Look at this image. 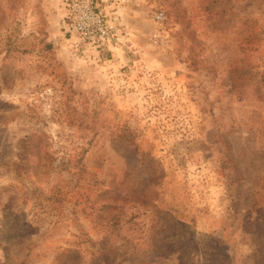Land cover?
<instances>
[{
    "label": "rangeland",
    "instance_id": "obj_1",
    "mask_svg": "<svg viewBox=\"0 0 264 264\" xmlns=\"http://www.w3.org/2000/svg\"><path fill=\"white\" fill-rule=\"evenodd\" d=\"M105 11L0 0V264H264V0Z\"/></svg>",
    "mask_w": 264,
    "mask_h": 264
},
{
    "label": "built area",
    "instance_id": "obj_2",
    "mask_svg": "<svg viewBox=\"0 0 264 264\" xmlns=\"http://www.w3.org/2000/svg\"><path fill=\"white\" fill-rule=\"evenodd\" d=\"M118 0H65L66 25L80 43L105 48L106 44L115 43L117 31L114 30L105 6ZM156 19L164 17L157 12Z\"/></svg>",
    "mask_w": 264,
    "mask_h": 264
}]
</instances>
